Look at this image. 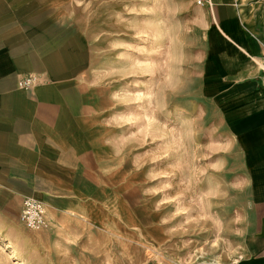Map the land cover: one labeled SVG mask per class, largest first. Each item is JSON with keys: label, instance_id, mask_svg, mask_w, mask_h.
<instances>
[{"label": "rangeland", "instance_id": "1", "mask_svg": "<svg viewBox=\"0 0 264 264\" xmlns=\"http://www.w3.org/2000/svg\"><path fill=\"white\" fill-rule=\"evenodd\" d=\"M63 1L86 27L81 81L110 103L115 151L140 176L47 239L0 240L18 258L0 251V264H241L247 189L233 178L230 140L200 86L208 8Z\"/></svg>", "mask_w": 264, "mask_h": 264}, {"label": "crops", "instance_id": "2", "mask_svg": "<svg viewBox=\"0 0 264 264\" xmlns=\"http://www.w3.org/2000/svg\"><path fill=\"white\" fill-rule=\"evenodd\" d=\"M202 5L211 20L202 36L201 91L230 140L233 178L237 174L247 189L238 261L264 264V0ZM86 37L63 0H0L2 243L47 239L90 212L107 190L127 188L140 176L129 174L121 148L115 151L112 142L121 138L114 134L110 103L98 101L81 81ZM28 75L37 84L21 88L19 80ZM28 196L46 204V227L31 231L21 221Z\"/></svg>", "mask_w": 264, "mask_h": 264}, {"label": "built area", "instance_id": "3", "mask_svg": "<svg viewBox=\"0 0 264 264\" xmlns=\"http://www.w3.org/2000/svg\"><path fill=\"white\" fill-rule=\"evenodd\" d=\"M200 1L203 3V0ZM37 82L38 78L36 76L28 75L19 80V86L24 89H31ZM20 218L28 228L33 230L42 229L49 224L46 204L32 196L23 199Z\"/></svg>", "mask_w": 264, "mask_h": 264}, {"label": "bare ground", "instance_id": "4", "mask_svg": "<svg viewBox=\"0 0 264 264\" xmlns=\"http://www.w3.org/2000/svg\"><path fill=\"white\" fill-rule=\"evenodd\" d=\"M200 2V4H202L201 2L202 1H198V3ZM5 244V243H4ZM0 250L3 252V253H5V254H7V256H8V258L9 259H11V260H13V262L14 261H16V260H18V258L13 254V253H11L10 251H9V248L7 247V245H3L2 247H0ZM14 264H21V263H14Z\"/></svg>", "mask_w": 264, "mask_h": 264}]
</instances>
